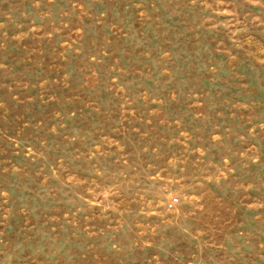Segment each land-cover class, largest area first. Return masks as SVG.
<instances>
[{
  "label": "rangeland",
  "instance_id": "obj_1",
  "mask_svg": "<svg viewBox=\"0 0 264 264\" xmlns=\"http://www.w3.org/2000/svg\"><path fill=\"white\" fill-rule=\"evenodd\" d=\"M0 264H264V0H0Z\"/></svg>",
  "mask_w": 264,
  "mask_h": 264
}]
</instances>
